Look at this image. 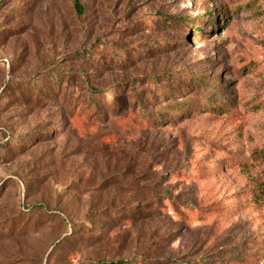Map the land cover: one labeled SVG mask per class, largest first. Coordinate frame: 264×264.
<instances>
[{"label": "rangeland", "instance_id": "obj_1", "mask_svg": "<svg viewBox=\"0 0 264 264\" xmlns=\"http://www.w3.org/2000/svg\"><path fill=\"white\" fill-rule=\"evenodd\" d=\"M81 1L0 0V264H264V0Z\"/></svg>", "mask_w": 264, "mask_h": 264}, {"label": "trees", "instance_id": "obj_2", "mask_svg": "<svg viewBox=\"0 0 264 264\" xmlns=\"http://www.w3.org/2000/svg\"><path fill=\"white\" fill-rule=\"evenodd\" d=\"M73 2H74V5H75L78 13L82 14L84 12V9H85L84 3L81 0H73ZM92 89L96 91L95 87H93ZM204 261L205 260H202L201 264H205ZM101 263H103V264H127V261L126 260H107V261H103Z\"/></svg>", "mask_w": 264, "mask_h": 264}]
</instances>
